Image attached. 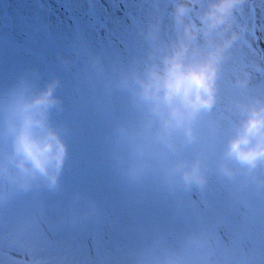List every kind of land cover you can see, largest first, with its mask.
Masks as SVG:
<instances>
[{
  "label": "rangeland",
  "instance_id": "obj_1",
  "mask_svg": "<svg viewBox=\"0 0 264 264\" xmlns=\"http://www.w3.org/2000/svg\"><path fill=\"white\" fill-rule=\"evenodd\" d=\"M170 12L171 0H0V91L58 79L51 119L67 145L57 188L0 186V264H264V170L187 188L156 163L127 173L116 130L135 113L116 85L147 57L157 17L170 35ZM236 22L225 94L244 68L264 87V0H247Z\"/></svg>",
  "mask_w": 264,
  "mask_h": 264
},
{
  "label": "clouds",
  "instance_id": "obj_2",
  "mask_svg": "<svg viewBox=\"0 0 264 264\" xmlns=\"http://www.w3.org/2000/svg\"><path fill=\"white\" fill-rule=\"evenodd\" d=\"M247 0H171V30L149 25L153 41L143 63L122 71L134 124L121 126L117 143L128 148V175L136 179L156 163L163 179L204 187L209 176L234 179L264 170V87L246 68L225 94L224 65L242 30L237 14ZM58 79L40 87L21 78L0 91V186L27 192L55 189L67 158L60 126ZM4 195L0 192V202Z\"/></svg>",
  "mask_w": 264,
  "mask_h": 264
},
{
  "label": "water",
  "instance_id": "obj_3",
  "mask_svg": "<svg viewBox=\"0 0 264 264\" xmlns=\"http://www.w3.org/2000/svg\"><path fill=\"white\" fill-rule=\"evenodd\" d=\"M233 249H234L235 253H237V255H238L239 250H240V243H239V240L238 239L235 241V244L233 246Z\"/></svg>",
  "mask_w": 264,
  "mask_h": 264
},
{
  "label": "flooded vegetation",
  "instance_id": "obj_4",
  "mask_svg": "<svg viewBox=\"0 0 264 264\" xmlns=\"http://www.w3.org/2000/svg\"><path fill=\"white\" fill-rule=\"evenodd\" d=\"M218 236H219V235H217V237H216L217 240H219V237H218ZM235 240H236V239H235Z\"/></svg>",
  "mask_w": 264,
  "mask_h": 264
}]
</instances>
